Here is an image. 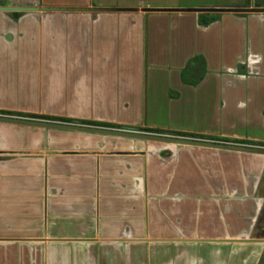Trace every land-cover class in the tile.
<instances>
[{
  "label": "crops",
  "instance_id": "obj_1",
  "mask_svg": "<svg viewBox=\"0 0 264 264\" xmlns=\"http://www.w3.org/2000/svg\"><path fill=\"white\" fill-rule=\"evenodd\" d=\"M0 5L111 9L0 10V112L264 143V13ZM263 237V154L0 122V264H256Z\"/></svg>",
  "mask_w": 264,
  "mask_h": 264
},
{
  "label": "water",
  "instance_id": "obj_2",
  "mask_svg": "<svg viewBox=\"0 0 264 264\" xmlns=\"http://www.w3.org/2000/svg\"><path fill=\"white\" fill-rule=\"evenodd\" d=\"M1 11H8L12 14L13 17L20 16L23 12L27 11H53V10H111L110 8H71V7H37V6H19V5H0ZM153 10H164V9H153ZM188 11L195 12H207V13H217L224 11L232 12H254V13H263L264 8L262 7H244V8H194L187 9ZM0 122L8 123H17L25 124L32 126H41L48 128H57L64 130H72L79 132H86L99 135H108L115 137L139 139V140H148L154 142H165V143H175L183 144L189 146H198V147H208L216 148L223 150L231 151H240V152H249L256 154L264 155V146L259 145H250V144H240L233 142H224V141H215L202 138H193L185 137L179 135L177 132L173 131H163L161 133H156L152 131H145L137 127H118V128H108V127H99L92 125H85L77 122H61L56 120H45L36 117H21L11 114H2L0 113ZM263 244L261 252L258 256L256 264H264V238L259 239Z\"/></svg>",
  "mask_w": 264,
  "mask_h": 264
},
{
  "label": "trees",
  "instance_id": "obj_3",
  "mask_svg": "<svg viewBox=\"0 0 264 264\" xmlns=\"http://www.w3.org/2000/svg\"><path fill=\"white\" fill-rule=\"evenodd\" d=\"M255 7H262L264 8V2L261 0H256ZM219 15L215 13H199L197 15V21L202 26H207L210 23L216 21L218 19ZM193 67V68H192ZM205 72V61L204 58L201 55H195L192 58H190L185 67L181 71V80L186 84L195 85L199 82V80L202 78L203 74ZM192 73H195L194 76L191 75ZM2 114H11L21 117H33L28 114L23 113H13V112H7L3 111L0 112ZM36 118L45 119V120H56L61 122H77L81 124L86 125H92V126H99V127H108V128H118L120 127L117 124L113 123H102V122H94V121H78L73 119H67V118H59V117H53V116H35ZM145 131H152L156 133H161L158 130L154 129H142ZM181 136L185 137H193V138H202V139H209V140H215V141H224V142H233V143H240V144H250V145H259L264 146V143H253L251 141L247 140H235V139H228V138H220L215 136H205V135H197L193 133H184V132H177Z\"/></svg>",
  "mask_w": 264,
  "mask_h": 264
},
{
  "label": "rangeland",
  "instance_id": "obj_4",
  "mask_svg": "<svg viewBox=\"0 0 264 264\" xmlns=\"http://www.w3.org/2000/svg\"><path fill=\"white\" fill-rule=\"evenodd\" d=\"M259 1V0H258ZM264 2V0H261ZM181 4L191 6V8H222L218 6H228L233 4H239L247 7H255L256 0H180ZM264 13V12H263ZM236 49L235 45L230 47L231 55ZM264 238V237H263Z\"/></svg>",
  "mask_w": 264,
  "mask_h": 264
}]
</instances>
